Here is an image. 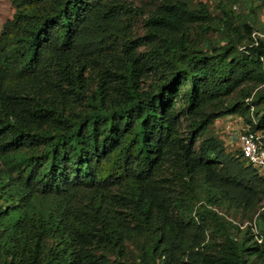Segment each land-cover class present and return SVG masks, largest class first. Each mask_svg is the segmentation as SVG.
Returning <instances> with one entry per match:
<instances>
[{
	"label": "trees",
	"instance_id": "obj_1",
	"mask_svg": "<svg viewBox=\"0 0 264 264\" xmlns=\"http://www.w3.org/2000/svg\"><path fill=\"white\" fill-rule=\"evenodd\" d=\"M7 1L0 264H264V176L206 135L264 129L254 0Z\"/></svg>",
	"mask_w": 264,
	"mask_h": 264
},
{
	"label": "rangeland",
	"instance_id": "obj_2",
	"mask_svg": "<svg viewBox=\"0 0 264 264\" xmlns=\"http://www.w3.org/2000/svg\"><path fill=\"white\" fill-rule=\"evenodd\" d=\"M189 3L195 5L198 1H202L209 6V9L214 15H222L221 5L228 0H186ZM150 1L147 0H134V4L141 6H147ZM254 13L252 19L255 24V32L264 34V0H254ZM229 6L232 7L235 15L241 13V6L237 4L229 3ZM12 14V8L7 0H0V27L1 24L8 19ZM136 29L140 32V20L136 22ZM216 43H219L218 34H214ZM242 119L238 116L232 115L228 117H223L216 120L213 125L210 126L206 135H214L220 138L227 151L232 153H237L239 151V143L236 138L237 133L240 127V121ZM264 203V202H263ZM258 210L251 216V219L244 218L242 226L252 225L255 226L257 222ZM231 219L236 222H240V216L234 217L232 214L228 215ZM258 227L262 229V224H258Z\"/></svg>",
	"mask_w": 264,
	"mask_h": 264
},
{
	"label": "built area",
	"instance_id": "obj_3",
	"mask_svg": "<svg viewBox=\"0 0 264 264\" xmlns=\"http://www.w3.org/2000/svg\"><path fill=\"white\" fill-rule=\"evenodd\" d=\"M253 36L264 39V34L258 32H254ZM236 138L241 158L264 176V129H252L250 125L244 124L241 120Z\"/></svg>",
	"mask_w": 264,
	"mask_h": 264
}]
</instances>
